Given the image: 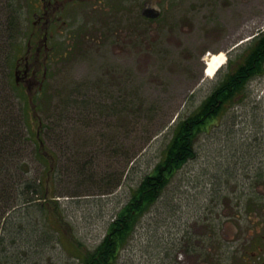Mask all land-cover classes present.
Here are the masks:
<instances>
[{"label": "rangeland", "instance_id": "374dc122", "mask_svg": "<svg viewBox=\"0 0 264 264\" xmlns=\"http://www.w3.org/2000/svg\"><path fill=\"white\" fill-rule=\"evenodd\" d=\"M17 3L16 40L24 49L25 0ZM171 13L142 38L128 33L121 16L110 14L109 20L119 26L115 37L108 32L114 25H108L101 34L94 32L95 46L79 45L67 55H54L33 128L38 118L47 124L42 132L57 172L46 176V182L55 188L45 198L28 191L34 202L15 205L3 224L0 250H8L9 264H81L82 253L101 241L131 189L162 159L175 122L195 109L226 72L224 63L212 77L205 75L208 53L223 52L226 61H235L264 29V0H187ZM67 93L72 104L62 119L47 107ZM14 123L5 131L21 141L16 146L30 167L22 180L32 182L42 165L32 141L25 139L30 133L18 118ZM20 133L26 137L17 138ZM192 147L193 156L139 219L132 256L124 247L115 264L137 261V255L145 264L143 248L152 252L151 264H160V251L171 247L172 240L181 244L186 231L205 232L209 246L204 253L195 251V261L178 254L179 264H204L196 263L202 254L212 264H233L238 244L260 233L255 217L264 221V72L195 134ZM119 176V184L108 192ZM51 202L62 211L60 226L51 220Z\"/></svg>", "mask_w": 264, "mask_h": 264}, {"label": "trees", "instance_id": "16d2710c", "mask_svg": "<svg viewBox=\"0 0 264 264\" xmlns=\"http://www.w3.org/2000/svg\"><path fill=\"white\" fill-rule=\"evenodd\" d=\"M17 1L0 0V131L11 130L10 128L15 125L14 121L18 118L30 133L25 139L32 141L35 159L41 163L42 170L38 174L39 178L34 177L32 182L22 180L23 174L28 172L30 167L28 162H23L21 148L16 146L21 141H17L13 133L6 132V135H0V225L7 221L15 205H19L22 201L34 202L32 198H27L28 191L44 198L47 193L54 192L55 187L46 182V176L57 172L55 155L46 148L45 136L42 132L47 124L43 125L38 118L37 127L33 128L36 115L30 114L32 105L33 111L39 108L37 99L41 98L39 96L41 93L45 94L46 89L42 88L38 94L32 95L29 99L23 91V86L14 81L13 69L10 70L11 66L13 67L15 50L20 46V41L16 40L20 31V10ZM263 72L264 31H261L245 46L239 59L228 61L226 72L208 96L186 117L175 122L162 159L152 171L142 177L135 188L131 189L128 201L115 213L101 241L90 251L82 253L81 264H115L120 250L137 237L139 219L150 209L175 171L193 156L192 143L195 134L206 127L221 111L224 112L226 106L237 101L244 93L248 81ZM70 96L69 93L64 98L59 96L60 100L53 105L49 101L47 109H51V106L63 119L62 112L68 110V106L72 104ZM59 116L56 119L60 120ZM34 129L35 131H32ZM18 137L24 138L26 135L20 133ZM260 174L264 176V172ZM119 181L120 176L107 187L108 192H112ZM16 198L20 200L18 204ZM47 205L50 208L52 222L60 226L62 211L58 203L51 202ZM43 206L49 209L46 205ZM6 212L8 213L5 214ZM127 264H138V262L132 259Z\"/></svg>", "mask_w": 264, "mask_h": 264}, {"label": "flooded vegetation", "instance_id": "af4514ba", "mask_svg": "<svg viewBox=\"0 0 264 264\" xmlns=\"http://www.w3.org/2000/svg\"><path fill=\"white\" fill-rule=\"evenodd\" d=\"M185 1L187 0H25V45L24 49L18 48L13 60L16 83L26 85L35 93L42 88L49 64L55 56L67 55L79 45L95 46V31L101 34V29H109L112 24L114 30L108 32L110 38L115 37L119 26L117 21L109 20L110 14L117 19L118 15L121 16L127 21L122 23H125L128 33L142 38L151 32V27L157 28L166 12H173ZM100 24L103 27L99 28ZM255 221L259 223L256 228L260 233H255L253 237L238 244V260L234 259L233 264H264V221L259 220L258 216ZM182 239L185 243L180 250L181 254L184 258L192 257L193 261L196 249L198 253H204V248L209 246V236L202 231L192 235L187 232ZM170 243L171 247L160 251V264H179V250L175 248L177 241L172 240ZM202 255L198 256L196 263L210 264L206 254ZM9 261L8 250H5V254L0 250V264H9Z\"/></svg>", "mask_w": 264, "mask_h": 264}, {"label": "bare ground", "instance_id": "6f19581e", "mask_svg": "<svg viewBox=\"0 0 264 264\" xmlns=\"http://www.w3.org/2000/svg\"><path fill=\"white\" fill-rule=\"evenodd\" d=\"M224 53H208V57L205 60L204 73L208 76H211L215 70L224 63ZM173 126V125H172Z\"/></svg>", "mask_w": 264, "mask_h": 264}]
</instances>
